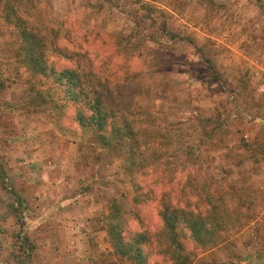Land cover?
Listing matches in <instances>:
<instances>
[{"label":"rangeland","instance_id":"374dc122","mask_svg":"<svg viewBox=\"0 0 264 264\" xmlns=\"http://www.w3.org/2000/svg\"><path fill=\"white\" fill-rule=\"evenodd\" d=\"M66 1L0 0V260L135 264L116 251L107 215L118 204L126 230L156 232L167 202L218 217L205 247L181 235L192 264H264V0ZM5 3L40 31L57 67L67 64L60 46L88 51L137 145L103 146L70 111L37 105ZM131 146L161 158L158 171L129 168Z\"/></svg>","mask_w":264,"mask_h":264},{"label":"trees","instance_id":"16d2710c","mask_svg":"<svg viewBox=\"0 0 264 264\" xmlns=\"http://www.w3.org/2000/svg\"><path fill=\"white\" fill-rule=\"evenodd\" d=\"M6 3L5 19L16 30L21 48L19 58L32 74L30 88L35 92L37 105L50 104L51 101L56 107L63 109V116L70 111L71 118L79 125L93 128L96 139L103 146L110 147L113 142V145L122 144L129 147L128 139L134 137L129 125L132 122L124 113L118 114L112 89L103 87L95 80V72L90 65H87L91 62L88 51L84 48L80 51L66 45L60 46L62 50L60 54L67 64L57 67L48 60L45 52L46 43L40 31L28 19L21 16L13 4ZM172 36L176 37L175 34ZM69 42L75 43L71 40ZM212 66L210 64V67ZM41 82L49 86L41 89L39 84ZM57 90L63 94L59 95ZM139 139L134 137L131 140L137 145ZM129 149L130 158H126L129 168L142 175L149 174V170L158 171L161 158L155 156L147 162L141 156V151L136 155L132 146ZM146 193L148 195L145 196L139 192L141 206L155 198L154 190ZM134 215L144 224L140 214ZM159 215L163 227L158 231L149 229L128 231L124 226L127 216L120 214L118 204H113V210L107 215L109 222L107 232L116 251L135 264H157L149 261L150 254L145 252V248L149 246L155 254H164L171 264H192L191 252L186 249L181 236L185 230L189 232L193 241L203 247L214 242L219 234L216 226L218 217L214 214L203 215L164 202Z\"/></svg>","mask_w":264,"mask_h":264},{"label":"crops","instance_id":"0c3cea01","mask_svg":"<svg viewBox=\"0 0 264 264\" xmlns=\"http://www.w3.org/2000/svg\"><path fill=\"white\" fill-rule=\"evenodd\" d=\"M64 2H67L66 0H63ZM261 119H263L260 115L259 116H257V118H256V120L255 121H257V122H253V123H258L259 121H261ZM257 125H259V126H261V124L259 123V124H257ZM261 187L262 188H264V183H263V186L261 185ZM79 196H81V195H79ZM78 201H79V203L80 202H82L81 201V199L79 198L78 199ZM75 203V202H74ZM87 204H88V202H86ZM89 210L87 211V213H85V215L86 216H89V217H92V216H94V213H93V211H92V209H90V208H88ZM96 215V214H95ZM263 231H264V227H262L261 229H257L256 230V233H263ZM257 244H262L263 242H261L260 240H258L257 242H256ZM262 246H263V244H262ZM0 264H8V262H7V260H0Z\"/></svg>","mask_w":264,"mask_h":264}]
</instances>
